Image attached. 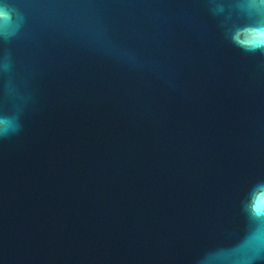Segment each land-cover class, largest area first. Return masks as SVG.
<instances>
[{
	"label": "water",
	"instance_id": "95a60500",
	"mask_svg": "<svg viewBox=\"0 0 264 264\" xmlns=\"http://www.w3.org/2000/svg\"><path fill=\"white\" fill-rule=\"evenodd\" d=\"M241 2L3 0L0 264H236L264 232Z\"/></svg>",
	"mask_w": 264,
	"mask_h": 264
},
{
	"label": "clouds",
	"instance_id": "9594fccd",
	"mask_svg": "<svg viewBox=\"0 0 264 264\" xmlns=\"http://www.w3.org/2000/svg\"><path fill=\"white\" fill-rule=\"evenodd\" d=\"M238 7L244 23L237 29L233 40L245 52L264 53V0H242ZM0 19L5 24L9 20V10L3 4V0H0ZM240 31L245 35L243 40L237 39ZM17 130L18 125L14 121L0 120V135ZM245 197L249 200L246 207L251 215L257 218L264 217V179L253 183ZM253 241L250 247L241 250L240 255L236 257V264H264V232H258Z\"/></svg>",
	"mask_w": 264,
	"mask_h": 264
}]
</instances>
